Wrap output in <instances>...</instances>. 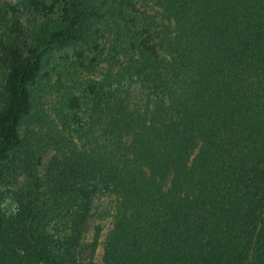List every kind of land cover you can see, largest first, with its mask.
Masks as SVG:
<instances>
[{"label":"trees","instance_id":"trees-1","mask_svg":"<svg viewBox=\"0 0 264 264\" xmlns=\"http://www.w3.org/2000/svg\"><path fill=\"white\" fill-rule=\"evenodd\" d=\"M150 3L157 10L132 0H0L14 15L63 11L37 42L8 47L0 179L19 160L37 162L55 203H69L71 227L64 238L47 228L43 181L30 170L16 211L0 210V264H83L76 246L101 190L117 198L103 264H264V0ZM100 20L114 24L125 65L87 86L88 119L83 99L68 96L79 143L56 141L45 161L21 133L31 85L48 49L87 42ZM132 77L145 100L124 88Z\"/></svg>","mask_w":264,"mask_h":264},{"label":"rangeland","instance_id":"rangeland-1","mask_svg":"<svg viewBox=\"0 0 264 264\" xmlns=\"http://www.w3.org/2000/svg\"><path fill=\"white\" fill-rule=\"evenodd\" d=\"M132 2L142 12L157 10L150 0ZM62 12L61 8H57L45 14L40 8L31 7L14 15L7 8H0V103L3 77L11 55L8 47L18 45L22 51L37 42L63 22ZM87 37L85 43L63 44L48 49L44 54L42 69L31 85L33 109L24 119L21 133L45 161L54 154L56 141L61 143L65 139L76 143L79 140L81 132L72 124L66 106L68 96L76 94L83 99L79 114L83 119H88L90 103L85 101L87 86L98 81H109L106 75L117 72L125 65L128 53H122L117 45L116 29L111 21L93 22ZM80 50L83 57L77 56ZM136 81L133 77L124 80V88H128L134 99L145 100L148 91ZM17 166L6 168L0 179V210L6 214L16 211L17 199L29 190L32 182L29 171H36L43 181L38 195L43 221L50 231H57L60 237L69 235L70 212L66 211L69 203H55V192L45 183L41 165L37 162L33 164L30 160L24 163L19 160ZM116 201V195L110 191L101 190L95 196L91 216L76 246L77 256L83 264H103V245L114 224Z\"/></svg>","mask_w":264,"mask_h":264}]
</instances>
